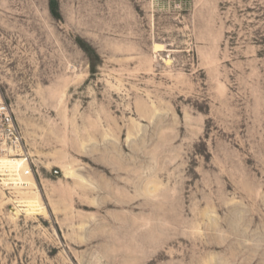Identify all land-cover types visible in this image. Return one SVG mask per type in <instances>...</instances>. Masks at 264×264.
I'll return each instance as SVG.
<instances>
[{"label":"rangeland","instance_id":"rangeland-1","mask_svg":"<svg viewBox=\"0 0 264 264\" xmlns=\"http://www.w3.org/2000/svg\"><path fill=\"white\" fill-rule=\"evenodd\" d=\"M0 84V264H264V0H0Z\"/></svg>","mask_w":264,"mask_h":264},{"label":"built area","instance_id":"built-area-1","mask_svg":"<svg viewBox=\"0 0 264 264\" xmlns=\"http://www.w3.org/2000/svg\"><path fill=\"white\" fill-rule=\"evenodd\" d=\"M3 159H17L26 165L20 170L0 165V186L5 190L13 191L19 182V175L33 174L31 153L26 148L21 128L0 84V162Z\"/></svg>","mask_w":264,"mask_h":264},{"label":"bare ground","instance_id":"bare-ground-1","mask_svg":"<svg viewBox=\"0 0 264 264\" xmlns=\"http://www.w3.org/2000/svg\"><path fill=\"white\" fill-rule=\"evenodd\" d=\"M162 47L158 44L154 45V52L162 50ZM0 165H8V168L13 169H25L26 165L22 163L20 160H14V159H3L0 162ZM6 168V167H4ZM68 169V168H67ZM66 177L74 176L72 175L71 171L65 170L63 172ZM33 174H27L24 176L19 175V182L15 184L13 187V194H17L15 200L13 201L14 207L18 210V213L20 214L25 213V215H44L45 214V206L42 205L40 201L39 196V190L37 182L34 180V177H32ZM75 177V176H74ZM77 178V177H76ZM81 180V179H80ZM146 187V186H145ZM153 188V187H152ZM148 192V191H147ZM13 196V195H12ZM10 199V201H11ZM9 200V199H8ZM12 203V202H11Z\"/></svg>","mask_w":264,"mask_h":264}]
</instances>
